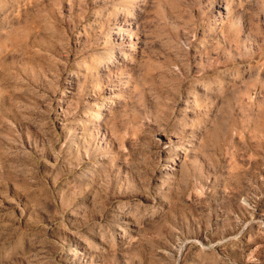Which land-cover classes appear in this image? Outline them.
<instances>
[{
	"label": "rangeland",
	"instance_id": "374dc122",
	"mask_svg": "<svg viewBox=\"0 0 264 264\" xmlns=\"http://www.w3.org/2000/svg\"><path fill=\"white\" fill-rule=\"evenodd\" d=\"M0 264H264V0H0Z\"/></svg>",
	"mask_w": 264,
	"mask_h": 264
}]
</instances>
